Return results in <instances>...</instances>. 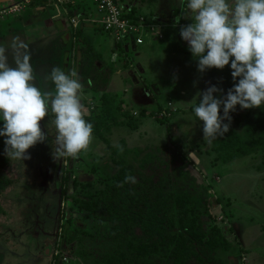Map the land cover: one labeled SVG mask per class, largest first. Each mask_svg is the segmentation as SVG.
Masks as SVG:
<instances>
[{
	"label": "rangeland",
	"instance_id": "obj_1",
	"mask_svg": "<svg viewBox=\"0 0 264 264\" xmlns=\"http://www.w3.org/2000/svg\"><path fill=\"white\" fill-rule=\"evenodd\" d=\"M43 1L48 4L46 9L32 13V16L27 14L29 18L26 22L31 23L25 30L40 24L36 26L37 30H29L24 36L26 40H29L28 37L34 40L29 45L31 63L34 67L35 63L40 64L42 60V74L46 73L52 60L47 61L46 58L51 53L56 57L53 60L58 62V67L66 73L76 69L82 83L86 61L84 50L88 45L84 43L82 28L79 27L81 32L76 35L72 34L71 29V36H65L67 30L62 28V20L65 21L64 17L68 19L69 10L62 5L59 8L51 0ZM187 2L184 0L185 7ZM78 3L81 9L89 5L88 1ZM120 3L129 10L134 8V12L145 20H163L173 24L179 32L182 25L192 22L190 18L181 17L179 24H175L176 17L181 16L180 0H120ZM27 12L31 13L32 10L28 9ZM52 14L60 15V18H52ZM53 26L59 28V34L52 29ZM153 30L157 28L153 27ZM98 32L112 44L114 38L111 33L101 29ZM169 39L168 55L169 52L175 54L173 58H166L171 67L178 69V73L172 75L171 79L175 84L182 83L183 86L179 88V93L163 87L162 98L164 101L172 98L176 106L189 104V107L180 108L171 119L170 115L164 116L170 123L180 125V133L170 125L169 135L177 134L174 139L168 135L164 139L162 134L158 144H151L139 157L132 156V160L138 166L140 157L148 151L155 153V160H163L168 158L170 148L181 149L187 156L185 169L196 177V193L209 199H219V203L211 208L215 223L222 228H230V249L220 250V256L227 264H264V151L258 148L249 155L225 164L214 162L215 153L211 149L213 141L209 144L203 139V122L196 117L193 109L202 99L197 94L207 87L216 85L222 88L223 93H217L218 98L226 95L227 87L219 80L215 81L199 72L198 60L192 56L189 48H178V43ZM52 42H56L55 48L59 47L63 51L53 52L54 46L51 49L49 47ZM119 45L117 48L120 51H117L121 64H137L141 56L135 52V46L128 44V48L132 49L130 53L129 49L125 51L126 48ZM230 63L222 69L228 78V88L235 83ZM213 72L216 73V69ZM133 74L132 79L135 81L140 78ZM37 81L43 88L54 89L45 84L44 80ZM145 86L150 89L148 84ZM85 90L87 87L83 86L82 103L87 111H91L94 101L90 93L86 95L88 91ZM184 91L185 94H181ZM262 111L264 106L241 109L237 105L236 111L230 113V128L245 134L248 119L256 118ZM54 120V115L50 114L40 123L47 139L28 150L30 159H9L8 165L1 170L13 182L0 193V204L4 209L0 214V264H93L94 256L110 245L105 238L110 224L102 219V206L97 199V192L110 183V177L118 165L106 145L98 141L95 135L89 150L80 154L79 158L54 159L57 135ZM224 123L229 121L225 120ZM155 124L162 131V125ZM2 126L3 121L0 120ZM255 134L259 136L262 131L258 129ZM4 140L5 137L0 136V150L3 153ZM90 202L93 203L92 208ZM71 236L74 239L68 241L67 238Z\"/></svg>",
	"mask_w": 264,
	"mask_h": 264
},
{
	"label": "clouds",
	"instance_id": "obj_2",
	"mask_svg": "<svg viewBox=\"0 0 264 264\" xmlns=\"http://www.w3.org/2000/svg\"><path fill=\"white\" fill-rule=\"evenodd\" d=\"M180 4L181 16L175 24L181 17L192 20L180 27V36L198 60V70H222L231 58L233 86L220 98L213 94L223 93L222 88L207 87L197 94L202 99L193 109L203 122V139L210 144L229 131L230 113L237 105L241 109L264 106V0H188L186 7L180 0ZM43 80L54 89L38 85L29 45L20 37L10 46L0 45V136L5 137L4 154L11 160L31 158L28 150L47 139L40 122L50 114L57 130L54 159H77L93 141L77 70L66 73L56 66ZM126 183H137L136 177L127 174L117 187Z\"/></svg>",
	"mask_w": 264,
	"mask_h": 264
},
{
	"label": "trees",
	"instance_id": "obj_3",
	"mask_svg": "<svg viewBox=\"0 0 264 264\" xmlns=\"http://www.w3.org/2000/svg\"><path fill=\"white\" fill-rule=\"evenodd\" d=\"M134 11L132 8L129 16L135 17ZM85 57L82 85L100 91L102 101L98 112L85 119L93 124V135L106 144L118 165L110 183L97 192L102 219L110 224L105 236L110 245L94 256L93 264H227L220 250L230 249V228L215 223L211 211L219 199L196 193V177L185 169L187 156L178 147L170 148L163 160H155V153L148 151L137 166L132 159L139 157L142 149L128 148L123 139L117 144L122 152L111 144L112 125L120 123L129 111L115 94L106 91L111 66H101V55L89 48ZM246 128L241 134L229 127L224 136L213 140L215 161L227 163L258 148L264 151V111L249 118ZM258 129L262 131L259 136L255 134ZM8 163L9 158L0 150V193L13 182L1 171ZM127 174L135 176L137 183L117 187ZM3 212L0 204V214Z\"/></svg>",
	"mask_w": 264,
	"mask_h": 264
},
{
	"label": "crops",
	"instance_id": "obj_4",
	"mask_svg": "<svg viewBox=\"0 0 264 264\" xmlns=\"http://www.w3.org/2000/svg\"><path fill=\"white\" fill-rule=\"evenodd\" d=\"M11 1H17V0H1L0 7L3 6L5 3ZM44 2L45 1L43 0H35L29 3L20 12L21 14L20 13L11 14L1 19L0 45L6 47L10 46L15 37H20L22 41L30 45L34 41L33 37H28L29 40H26L24 38L25 32L26 34H28L32 30H37L38 27L36 26L40 24L34 25L32 29L25 30L26 26L31 23V22H26V20L29 18L27 17V14L29 16H32V13H38L40 12V10L46 9V5L48 6V4H44ZM28 9L30 11L32 10V12L31 13L27 12ZM52 18H60V15L54 16V14H52ZM31 19L32 18H30V20ZM64 19L65 21L62 20V26H63L62 28H65L67 30L65 32V36L70 37L72 30H73L72 33L73 35H76L82 31V35L85 40L84 43L88 44L84 50V54L88 48L91 49L92 52L96 51L101 55V62H99V64L103 67L111 66L112 72L108 81L106 91L115 94L116 98L122 101V106L129 111L128 115L121 116L119 120L120 123L112 125L111 133L109 134V139L111 144L115 146L118 144L120 140L123 139L128 148L131 149L140 148L142 150H145L148 146H151V144H158L162 134L164 139L167 137V135L169 136V138L174 139V137L177 134L170 136L169 135L170 129H168V125H172L176 129V132L178 133H180V125L178 124L174 125L173 123H170L168 120L165 119L164 116L165 114L168 116L170 115V119H171L172 117H174V115L178 112L180 108L187 109L189 107V104H184L181 107L176 106L172 98H168L166 101H164V99L162 98L163 87L165 88L168 87V89L174 91L175 93H179L180 90L179 88L183 86L182 83L175 84L172 81L171 77L172 75L178 73V69L175 67H171L167 61V58H173V55L175 54L174 52L172 53L169 52L168 55L167 38H171L169 39V41L171 40L173 42L178 43L179 45L178 48L182 47L184 48V50H186L185 47H188L187 42L181 38L180 32L177 30V28H175L173 24H169L168 22L166 23L162 20L161 23L163 24L156 26L157 29H161L163 33L162 37H158V35H156V31L153 30V27L146 28L147 31L144 32L143 34L144 42L138 45L134 43L131 44L132 46H135L134 50L135 52L140 53L141 58L139 59V61H136L137 64L134 62L132 63V65L129 66V65L121 64V57L119 56V52L117 51V49L119 48L118 46H120L119 45L120 43H117L114 37L112 44L108 43V41L104 40L106 37H104L103 34L98 32L100 29L99 27L85 23L80 25L82 30L81 28L79 29L80 26L76 30H74V28L70 24L69 17L68 19L64 17ZM149 21L154 22L153 20H149ZM154 23H158V22H154ZM52 29H55V31H57L58 33L59 28L53 26ZM55 44L56 42H52L49 45L50 49L54 46L53 52H55V50H57V52L58 51L62 52L63 50H60L59 47L55 48ZM123 47L126 48L125 51L129 49L128 45H123ZM118 50L120 51V49ZM129 50L131 53L132 49ZM53 57L56 59V57L52 56L50 53V55L47 56L46 58L47 61L52 59L51 65H49L50 68L46 73L42 74L43 72V66H42L43 63H41L42 60L40 64L38 63L34 64V69L35 70L37 69L36 70L37 79L39 81H42L43 77L47 73H49L53 67L59 66L58 62L53 60ZM132 60L133 58L131 59V62ZM213 70H215V68L206 70L205 72L203 73L201 72V73L207 77L214 78L215 81L219 80V82L224 83L228 90L229 88L226 84L228 78L226 74L219 69H216V73L213 72ZM133 73H135L136 76L138 75V77L140 78L137 79L136 81L132 79V76L134 75ZM45 84L54 87V85H52L51 82H47V83L45 82ZM145 84L146 85L148 84L150 86V89L146 88ZM85 91H88L86 95L90 93L89 96H91L92 100L94 101L92 102V109L90 108L91 111H88L89 113L88 115H94L98 112L101 106V102H102L101 92L95 91L89 87H87V90ZM181 94H185V91L181 92ZM215 96L218 97L217 93ZM169 110L172 112L166 113ZM153 111H156L157 114L151 115V112ZM40 123H42V121ZM155 123H158L160 126L162 125L163 128L162 131L156 128ZM196 126L198 127V124H196ZM99 140L101 143L105 144L100 138H98V141ZM213 160H214V156H213ZM214 162H220V161H214ZM231 180L232 177L230 179V182ZM211 211L213 212V210Z\"/></svg>",
	"mask_w": 264,
	"mask_h": 264
},
{
	"label": "built area",
	"instance_id": "obj_5",
	"mask_svg": "<svg viewBox=\"0 0 264 264\" xmlns=\"http://www.w3.org/2000/svg\"><path fill=\"white\" fill-rule=\"evenodd\" d=\"M35 0H17L5 3L0 7V20L11 14L20 13L29 3ZM54 4L62 5L69 10L70 24L76 30L81 24L95 25L109 32L122 45L142 44L143 34L148 27H156L163 23L150 22L135 14L129 16L130 10L120 0H51ZM78 1H88L89 5L79 8ZM156 35L162 37L161 29Z\"/></svg>",
	"mask_w": 264,
	"mask_h": 264
},
{
	"label": "water",
	"instance_id": "obj_6",
	"mask_svg": "<svg viewBox=\"0 0 264 264\" xmlns=\"http://www.w3.org/2000/svg\"><path fill=\"white\" fill-rule=\"evenodd\" d=\"M1 1V0H0ZM193 157L195 158V159H197L194 155H193Z\"/></svg>",
	"mask_w": 264,
	"mask_h": 264
}]
</instances>
